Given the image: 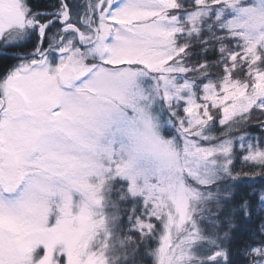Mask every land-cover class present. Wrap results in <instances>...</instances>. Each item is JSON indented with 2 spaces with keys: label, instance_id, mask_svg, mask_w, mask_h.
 <instances>
[{
  "label": "snow or ice",
  "instance_id": "6c2138e0",
  "mask_svg": "<svg viewBox=\"0 0 264 264\" xmlns=\"http://www.w3.org/2000/svg\"><path fill=\"white\" fill-rule=\"evenodd\" d=\"M0 264H264V0H0Z\"/></svg>",
  "mask_w": 264,
  "mask_h": 264
},
{
  "label": "trees",
  "instance_id": "16d2710c",
  "mask_svg": "<svg viewBox=\"0 0 264 264\" xmlns=\"http://www.w3.org/2000/svg\"><path fill=\"white\" fill-rule=\"evenodd\" d=\"M6 63H7V61H0V71L3 70V66H4V64H6Z\"/></svg>",
  "mask_w": 264,
  "mask_h": 264
}]
</instances>
